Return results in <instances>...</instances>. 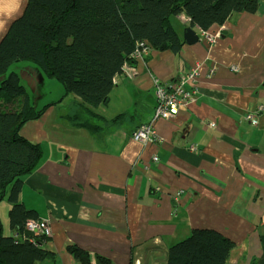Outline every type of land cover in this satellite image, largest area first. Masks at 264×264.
Masks as SVG:
<instances>
[{
  "label": "crops",
  "instance_id": "crops-1",
  "mask_svg": "<svg viewBox=\"0 0 264 264\" xmlns=\"http://www.w3.org/2000/svg\"><path fill=\"white\" fill-rule=\"evenodd\" d=\"M26 4L0 0V41ZM184 16L173 21L182 41ZM192 29L198 43L183 42L178 52L149 49L124 64L105 105L87 110L58 90L63 100L22 127L41 158L18 199L36 214L32 220L49 226L43 248L55 258L44 264H77L71 245L93 264L95 256L166 264L168 249L195 229L235 244L226 264H264V0L254 13L207 30L219 33L212 44ZM192 71L184 86L191 102L174 118L155 120V84ZM142 125L160 141L135 142L131 135ZM6 196L0 222L4 236H13Z\"/></svg>",
  "mask_w": 264,
  "mask_h": 264
},
{
  "label": "trees",
  "instance_id": "trees-1",
  "mask_svg": "<svg viewBox=\"0 0 264 264\" xmlns=\"http://www.w3.org/2000/svg\"><path fill=\"white\" fill-rule=\"evenodd\" d=\"M256 8L257 0H27L0 41V202L8 193L14 231L4 236L0 222V264H44L55 258L43 248L48 237L25 231L26 221L36 214L18 199L23 179L41 158L40 147L20 131L45 108L33 110L19 77L8 72L11 65L34 63L62 86L65 96H75L88 110L108 102L115 76L134 62L131 55L138 45L179 51L184 41L173 25L177 15L189 18L190 27L207 31ZM234 247L217 231L195 229L168 249L166 264H226ZM66 249L77 264H93L87 251L76 245ZM95 264L111 263L95 256Z\"/></svg>",
  "mask_w": 264,
  "mask_h": 264
},
{
  "label": "built area",
  "instance_id": "built-area-1",
  "mask_svg": "<svg viewBox=\"0 0 264 264\" xmlns=\"http://www.w3.org/2000/svg\"><path fill=\"white\" fill-rule=\"evenodd\" d=\"M183 22L186 24L190 22V19L186 16L183 17ZM200 34L210 43H214L219 37V33L209 35L206 31L200 30ZM149 47L143 44L138 45L136 51L131 55L133 60L141 58L143 55L147 54ZM195 72L186 74L180 77L176 82L170 85H162L156 83L155 96H156V107L154 119L168 120L174 118L178 111L185 106L187 103L191 102V95L188 91L184 89V86L191 82L194 78ZM252 123L255 120L250 117ZM210 127L215 128L214 124H210ZM131 138L140 144L146 145L151 141L158 143L160 141L154 129L150 125H142L138 127L131 135ZM157 160V158H154ZM25 231L33 235H43L49 237L50 229L47 223L37 220H28L25 223ZM15 234V237H18Z\"/></svg>",
  "mask_w": 264,
  "mask_h": 264
},
{
  "label": "rangeland",
  "instance_id": "rangeland-1",
  "mask_svg": "<svg viewBox=\"0 0 264 264\" xmlns=\"http://www.w3.org/2000/svg\"><path fill=\"white\" fill-rule=\"evenodd\" d=\"M11 71L19 77L21 85L25 88L28 101L35 112L42 110L49 103L63 100L62 95L58 92V90L63 92L62 86L53 79L51 80L54 83H50L48 78L43 75L41 68L34 63L18 62L11 65L8 72Z\"/></svg>",
  "mask_w": 264,
  "mask_h": 264
},
{
  "label": "water",
  "instance_id": "water-1",
  "mask_svg": "<svg viewBox=\"0 0 264 264\" xmlns=\"http://www.w3.org/2000/svg\"><path fill=\"white\" fill-rule=\"evenodd\" d=\"M183 41L187 45H194L199 42L198 35L194 32L192 27H187L183 32Z\"/></svg>",
  "mask_w": 264,
  "mask_h": 264
}]
</instances>
